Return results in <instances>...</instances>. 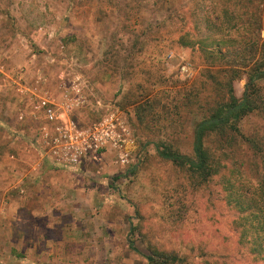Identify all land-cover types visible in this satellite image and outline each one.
<instances>
[{"label": "rangeland", "instance_id": "rangeland-1", "mask_svg": "<svg viewBox=\"0 0 264 264\" xmlns=\"http://www.w3.org/2000/svg\"><path fill=\"white\" fill-rule=\"evenodd\" d=\"M263 22L264 0H0V183L9 178L5 119L10 114L20 126L19 107L29 109L35 98H49L81 127L119 110L135 144L128 165L111 152L99 172L114 193L97 205L109 212L112 232L98 235L92 222L83 241L75 234L68 260L57 249V260L41 264H148L154 249L189 258L179 264H207L205 252L224 254L230 264H262L238 243V212L221 183L224 174L255 183L256 171L240 166L246 145L209 136L216 159L232 160L241 171L221 167L207 183L163 158L158 146L193 155L195 125L222 99L225 70L251 54L254 41L264 53ZM246 82L244 73L234 81L238 97ZM260 89L264 98V80ZM44 121L38 113L27 126ZM241 129L264 136V110L246 117ZM16 155L23 159L17 165L27 164ZM3 194L0 188V264H16L11 255L19 259V251L2 231L9 224Z\"/></svg>", "mask_w": 264, "mask_h": 264}, {"label": "crops", "instance_id": "crops-1", "mask_svg": "<svg viewBox=\"0 0 264 264\" xmlns=\"http://www.w3.org/2000/svg\"><path fill=\"white\" fill-rule=\"evenodd\" d=\"M23 106L19 107L18 120ZM30 119L17 121L21 127L12 115L5 119L10 129L5 171L9 178L0 183L4 189V217L9 219L2 230L5 243L11 250L19 251V259L11 255L12 263L41 264L42 260H57V249L68 260L75 234L80 233L79 241H83V234L89 231L86 225L94 222L93 232L98 235L112 232L109 230L114 221L106 217L109 212L105 209L100 212L97 205L102 196L104 202L114 196L106 189L108 180L99 173L108 167L106 154L113 151L86 158L76 166L58 163L41 141L39 123L27 126ZM17 153L25 157L27 164L17 165V161L23 160L16 157ZM88 172L94 178L86 177Z\"/></svg>", "mask_w": 264, "mask_h": 264}, {"label": "trees", "instance_id": "trees-1", "mask_svg": "<svg viewBox=\"0 0 264 264\" xmlns=\"http://www.w3.org/2000/svg\"><path fill=\"white\" fill-rule=\"evenodd\" d=\"M263 27L264 22L258 25L259 29ZM250 47L251 54L241 55L236 66L225 70L223 80L220 82L223 91L222 99L207 116L196 123L193 155L181 153L168 144L158 146V152L163 158L187 168L201 183H207L214 176L220 175L221 167L229 166L232 172L241 171L232 160L225 163L223 158L218 157L217 161L216 156L206 144L209 136L218 134L229 139L226 143L240 141L246 145L245 160H242L240 166L246 164L256 171L255 183L240 180L243 174L234 180L228 179L224 174L225 176H221V183L228 205L238 212L235 220V226L239 231L238 243L241 244L245 253L253 255L255 262L264 264V136L259 133L248 136L241 129V123L246 117L264 110V98L260 91V82L264 80V53H258L261 47L258 42H252ZM242 73L246 74L247 82L242 97H238L235 93L234 81ZM223 156L225 158L226 154ZM129 243L134 249V239L129 240ZM152 252L153 255L147 256L148 264H179L189 259L176 252L157 249ZM201 255L207 264L231 263L227 261L228 257L224 254L219 253L214 256L205 252ZM210 258L214 260L209 261Z\"/></svg>", "mask_w": 264, "mask_h": 264}, {"label": "built area", "instance_id": "built-area-1", "mask_svg": "<svg viewBox=\"0 0 264 264\" xmlns=\"http://www.w3.org/2000/svg\"><path fill=\"white\" fill-rule=\"evenodd\" d=\"M183 70L187 71L188 67L184 66ZM28 108L21 110L19 120L37 119L38 113H43L45 121L39 125L41 141L58 163L76 166L108 150L115 153L119 165L126 166L134 159V138L124 113L119 110L90 126L81 127L49 98L32 99Z\"/></svg>", "mask_w": 264, "mask_h": 264}]
</instances>
